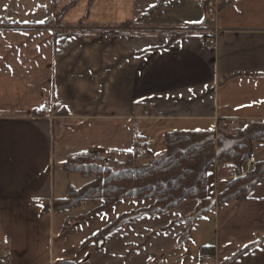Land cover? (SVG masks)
I'll return each mask as SVG.
<instances>
[{
  "label": "crops",
  "instance_id": "crops-1",
  "mask_svg": "<svg viewBox=\"0 0 264 264\" xmlns=\"http://www.w3.org/2000/svg\"><path fill=\"white\" fill-rule=\"evenodd\" d=\"M72 1L60 34L42 26ZM138 19L123 35H96ZM219 122L264 123V0L211 9L201 0H0V262L264 264V176L246 200L214 202L188 227L192 201L105 236L144 205L54 209L67 195V158L137 145L154 157L167 133L211 132ZM251 157L264 165V145L253 143ZM237 177L231 166L210 168L208 195ZM204 249L213 261L199 260Z\"/></svg>",
  "mask_w": 264,
  "mask_h": 264
},
{
  "label": "trees",
  "instance_id": "trees-1",
  "mask_svg": "<svg viewBox=\"0 0 264 264\" xmlns=\"http://www.w3.org/2000/svg\"><path fill=\"white\" fill-rule=\"evenodd\" d=\"M157 8L158 6L150 9L148 14ZM139 21L138 19L124 23L115 27L116 29L109 28L100 34L123 35L130 27L137 26ZM42 114V109L32 112L33 117ZM213 136V131L167 133L164 137L165 153L145 167L134 165L138 159L137 147L131 153H106L132 159L124 164L116 163L115 166L109 165L101 153L71 156L61 166L62 171L79 175L83 180L93 179L80 188L68 183L66 198L54 201V209L71 210L91 201L102 202L96 211L106 210L127 200L144 205L135 212L116 218L101 231V235L105 236L133 217L164 214L185 201H192L196 203V208L188 218V224L191 226L196 218L213 206L212 203L209 205L207 198L210 196L207 191V173L210 168L231 166L238 176L218 196V205L246 200L252 188L264 176L262 164H255L252 171L244 176H241L240 170L252 155V144L264 145V123H251L234 134L222 132L215 138H212ZM201 252L211 254L207 249Z\"/></svg>",
  "mask_w": 264,
  "mask_h": 264
},
{
  "label": "rangeland",
  "instance_id": "rangeland-1",
  "mask_svg": "<svg viewBox=\"0 0 264 264\" xmlns=\"http://www.w3.org/2000/svg\"><path fill=\"white\" fill-rule=\"evenodd\" d=\"M74 4H75V1H72L69 5L65 6L60 12H58L57 15H55V18H53L49 22L43 24L42 26L43 27L54 26L57 29V33L60 34L61 33L62 26H63L62 23H61L62 16L69 9H71L74 6ZM84 26H85L84 23H82V21H79L78 23L75 24V26H74L75 29L74 30H81L82 27H84ZM204 27H205V25L199 26V28H204ZM107 30H109V28L102 29L101 31H99L98 33H96V35H100L101 36L100 33L103 32V31H107ZM226 125L227 126L224 127V128H218V127L215 128V131H213V135L214 136L212 138H215L218 134H220L222 132L223 133L224 132H227V133L234 134L237 130H242L243 129V128H239L237 125H230V124H226ZM215 145H216V143L214 144V146ZM137 146L142 147L141 145H137ZM144 152H145V154H148L146 151H144ZM164 153H165V149H164V151L161 154H158L157 156H154V157H151L150 154H148L147 155V159H145V157H144L145 154H139L138 155V159L134 162V165L141 166V167L149 166V164L152 162L153 159L161 156ZM103 157L105 158V161H108L109 165H111V166H113V165L115 166L116 163H118V164H124L125 161L126 162H130V160H132L131 158H126V157L121 156V155H113V154H106V153L103 154ZM243 166L246 167V164L244 163ZM252 169L250 171H248V172H251ZM92 179L93 178H90V179H87V180H83L79 175L71 174V175H68V180L67 181L72 186L79 187L80 184L84 183V181H86L85 182V184H86L89 181H91ZM56 183H58V184L60 183V177L57 174H56ZM207 198H209V205H211L210 203L213 204L214 202H216L218 197L210 195L209 197L207 196ZM186 225H187L186 227L189 226L188 220L186 222Z\"/></svg>",
  "mask_w": 264,
  "mask_h": 264
},
{
  "label": "built area",
  "instance_id": "built-area-1",
  "mask_svg": "<svg viewBox=\"0 0 264 264\" xmlns=\"http://www.w3.org/2000/svg\"><path fill=\"white\" fill-rule=\"evenodd\" d=\"M201 3L207 7V8H214L216 6V0H201ZM218 37V34L214 33L212 37H210L209 39L206 40V44L210 47H213L215 45V41ZM149 113L148 112H144V115L147 116ZM226 123L225 122H219L217 127L218 128H224L226 127ZM145 150L143 149V147H140V146H137V152H138V155L139 154H145L144 152ZM147 155L148 154H145L144 157L145 159H147ZM246 169L247 170H251L254 165H255V161L252 157H250L246 162ZM199 260L202 261V262H211L214 260V257L210 254H205V253H202L199 255ZM0 264H10V257L9 255L5 254L2 259H1V262Z\"/></svg>",
  "mask_w": 264,
  "mask_h": 264
},
{
  "label": "snow or ice",
  "instance_id": "snow-or-ice-1",
  "mask_svg": "<svg viewBox=\"0 0 264 264\" xmlns=\"http://www.w3.org/2000/svg\"><path fill=\"white\" fill-rule=\"evenodd\" d=\"M39 23H43V21H39Z\"/></svg>",
  "mask_w": 264,
  "mask_h": 264
}]
</instances>
